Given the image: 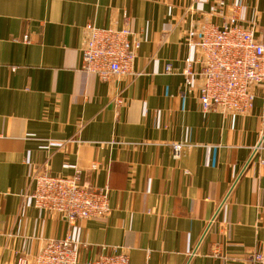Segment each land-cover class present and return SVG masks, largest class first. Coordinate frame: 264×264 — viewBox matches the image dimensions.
<instances>
[{
  "label": "crops",
  "instance_id": "obj_1",
  "mask_svg": "<svg viewBox=\"0 0 264 264\" xmlns=\"http://www.w3.org/2000/svg\"><path fill=\"white\" fill-rule=\"evenodd\" d=\"M234 6L245 27H264V0H0V264L69 237L81 260L124 252L131 264H249L264 255L262 90L248 114L228 117L181 94L189 30L222 23ZM88 25L129 27L142 76L85 73ZM173 144L185 147L179 159ZM37 169L81 171L84 184L109 187L111 213L71 227L35 208Z\"/></svg>",
  "mask_w": 264,
  "mask_h": 264
},
{
  "label": "built area",
  "instance_id": "obj_2",
  "mask_svg": "<svg viewBox=\"0 0 264 264\" xmlns=\"http://www.w3.org/2000/svg\"><path fill=\"white\" fill-rule=\"evenodd\" d=\"M223 6L225 3L221 2L220 7ZM239 10L234 6L222 23L201 21L187 34L186 43L193 54L184 60L181 94L194 95L204 114L246 115L255 105L256 89L264 94V27H245L240 22ZM86 33L82 66L85 73L96 75L102 82L117 77L134 81L142 76L134 70L141 42L129 27L101 29L88 25ZM165 73L177 74L172 64L166 66ZM115 99L118 104L124 101L120 95ZM184 148L182 144L172 145L176 159ZM92 169L97 170V166ZM82 178L81 171L72 177H54L37 169L31 177L33 192L28 197L35 208L62 217L71 227L79 221L106 218L112 211L109 187L97 189L84 184ZM81 248L71 237L49 240L37 254L22 255L16 264H131L124 252L81 260ZM248 258L249 264H264L262 254Z\"/></svg>",
  "mask_w": 264,
  "mask_h": 264
}]
</instances>
